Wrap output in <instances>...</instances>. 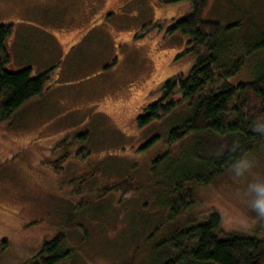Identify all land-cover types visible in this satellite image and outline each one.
Returning a JSON list of instances; mask_svg holds the SVG:
<instances>
[{
  "label": "rangeland",
  "instance_id": "obj_1",
  "mask_svg": "<svg viewBox=\"0 0 264 264\" xmlns=\"http://www.w3.org/2000/svg\"><path fill=\"white\" fill-rule=\"evenodd\" d=\"M47 1L0 0V25H12L14 31L6 48L11 64L31 67L33 76L50 73L40 98L7 119L0 116V264H29L41 244L59 233L67 235L64 250L72 253L60 264H156L164 254L160 247L170 250L176 231L205 221L213 212L222 217L223 236L243 233L264 240V217L251 207L264 195V155L206 187L195 186L194 205L169 220L170 210L163 208L166 172L170 162L195 150L194 143L188 149L190 142L173 144L170 156L153 170L152 161L167 149L171 120L142 131L131 125L148 104L143 97L150 89L180 71L186 73L196 59L191 50L204 53L184 44L181 32L160 41L171 16L187 13L190 4L170 0L166 11L161 7L160 12L122 18L118 28L110 23L73 45L68 44L71 36L60 31L76 23L72 18L80 17V6L72 9L76 0H58L55 11L44 5ZM60 8L63 21L56 26L51 16L59 15ZM203 19L218 22L221 29L231 27L227 33L235 48L248 47L264 32V0H207ZM78 31L70 33L76 34L75 42L86 36ZM132 35L139 40L137 51L125 43ZM114 56L119 66L109 62ZM259 56L262 52L250 55L231 82L249 80ZM129 64L135 69L125 70ZM131 81L135 87L125 90ZM157 94L152 90L149 100ZM57 130L79 140L75 150L85 152L80 155L84 160L71 147V157L57 170L53 162L62 152L44 156L36 148L43 141L38 139ZM151 135L159 137L156 143L140 151ZM99 145L102 149L95 155ZM73 175L88 179L70 184ZM128 179L134 192H104Z\"/></svg>",
  "mask_w": 264,
  "mask_h": 264
},
{
  "label": "trees",
  "instance_id": "obj_2",
  "mask_svg": "<svg viewBox=\"0 0 264 264\" xmlns=\"http://www.w3.org/2000/svg\"><path fill=\"white\" fill-rule=\"evenodd\" d=\"M182 1L178 4L190 6L179 23L178 31L185 38L184 44H193L204 53L191 50L196 54L194 65L186 73L180 71L157 85L154 89L158 94L152 101L149 95L154 89H150L144 98L148 104L131 120V125L138 131L158 121L163 123L166 118L171 120L164 141L167 149L152 161L153 170L170 156L169 148L173 144L190 142L186 146L188 149L194 143L195 150L183 155L178 162H170L166 172L164 184L168 198L163 208L170 210L169 220L176 219L194 205L195 186L206 187L248 160H256L259 153L264 155V32L253 45L237 49L231 34L227 33L231 27L222 30L218 22L203 19L207 0ZM13 33L12 25H0V116L6 119L40 98L47 91L50 76L49 72L33 76L31 67L17 68L11 64L6 48ZM165 35L171 37L174 33L165 32ZM132 47L136 51L139 49ZM259 52L262 56L255 63L254 72H249V80L233 84L231 78L237 77L247 66L248 57ZM116 57L109 62L114 60L119 66V58ZM132 65L129 64L125 70L135 69ZM133 87L134 81L123 86L128 91ZM64 131L46 134L45 138L38 139L43 140L40 145H36L44 156L62 152L53 162L57 170L71 157L67 150L71 147L75 150L79 142ZM158 138L149 136L147 144L138 149L146 151ZM100 149V145L93 149L95 155L100 153ZM77 150L76 158L84 160L81 157L84 151ZM45 162L49 163L48 160ZM77 165L74 170L79 168V162ZM74 176L70 184L78 181L82 185L88 179L87 175ZM120 189L125 193L135 190L128 179L117 182L114 187H106L104 192ZM221 228L222 217L213 212L205 221L176 231L170 238V250L160 247L164 254L159 256L161 261L156 264H264L263 239L243 233L223 236ZM66 236L59 233L44 241L29 264H60L68 260L72 253L64 250Z\"/></svg>",
  "mask_w": 264,
  "mask_h": 264
},
{
  "label": "flooded vegetation",
  "instance_id": "obj_3",
  "mask_svg": "<svg viewBox=\"0 0 264 264\" xmlns=\"http://www.w3.org/2000/svg\"><path fill=\"white\" fill-rule=\"evenodd\" d=\"M77 1V2H76ZM72 5L71 8H74L75 4H78L80 6L78 15H80L79 18H75L73 16V21H76L72 26L64 28V30L60 31L67 35H70V43L73 45H77L80 42L84 41L85 39L92 37V31L98 30L101 32V30L105 29L104 27H108L110 23H116V28L119 27V21L122 18L125 17H131L137 14H151L153 11L160 12L161 7L162 8H168L167 4L170 5V0H76ZM172 1V0H171ZM173 2V1H172ZM177 0L174 4H176ZM45 6L48 7H54V10L57 11L59 8L58 0H50L45 2ZM178 5V4H177ZM185 6V4L183 5ZM83 7H88V11H84ZM165 8V11H166ZM57 9V10H56ZM63 10L60 8L59 15L51 16L53 20L57 19L56 26H59V22L63 21V19L60 16H63ZM178 12V11H177ZM182 14L172 15L171 19H169L168 24L166 25V29L163 30V34L165 35V32L169 33H176L180 32L178 31L179 23L181 22V19L185 16V13L183 10H181ZM88 13L94 14L92 17L85 18ZM65 17V16H64ZM176 18V19H175ZM65 25V24H63ZM77 28L81 29L80 31L77 30ZM179 28V29H178ZM78 31L79 35L80 33L86 34V36L81 35L79 37V40L75 42V36L76 34H70V33H76ZM77 33V34H78ZM168 36H162L160 41L163 42L166 40ZM139 41L132 35V37L126 41L125 43H129L131 46H134L135 42ZM165 43V42H164ZM139 48V47H137ZM117 59V57L115 58ZM146 95L143 97L145 98Z\"/></svg>",
  "mask_w": 264,
  "mask_h": 264
},
{
  "label": "clouds",
  "instance_id": "obj_4",
  "mask_svg": "<svg viewBox=\"0 0 264 264\" xmlns=\"http://www.w3.org/2000/svg\"><path fill=\"white\" fill-rule=\"evenodd\" d=\"M251 207L259 216L264 217V195L256 198L255 202L251 204Z\"/></svg>",
  "mask_w": 264,
  "mask_h": 264
}]
</instances>
